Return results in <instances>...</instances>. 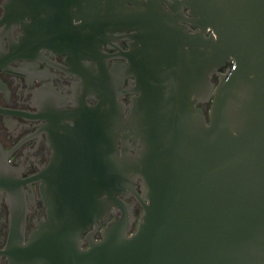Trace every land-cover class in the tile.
<instances>
[{"label": "water", "instance_id": "1", "mask_svg": "<svg viewBox=\"0 0 264 264\" xmlns=\"http://www.w3.org/2000/svg\"><path fill=\"white\" fill-rule=\"evenodd\" d=\"M129 1L139 95L125 115L102 92L118 110L80 122L84 163L45 185L47 218L27 241L13 214L10 264H264V0ZM118 141L135 154L113 158ZM107 213L101 237L82 238Z\"/></svg>", "mask_w": 264, "mask_h": 264}, {"label": "flooded vegetation", "instance_id": "2", "mask_svg": "<svg viewBox=\"0 0 264 264\" xmlns=\"http://www.w3.org/2000/svg\"><path fill=\"white\" fill-rule=\"evenodd\" d=\"M9 1L0 0V264H10L13 214L22 218L27 241L47 218L45 185L76 176L84 163L85 157L72 152L85 142L80 122L118 110L102 92L116 93L125 115L139 95L124 56L140 33L132 25L140 13L131 1L120 8L106 0ZM210 80L217 78L212 74ZM197 105L208 120L210 100ZM126 148L118 141L113 158L124 150L134 155L138 146ZM124 199L137 215L131 232L141 206L131 194ZM114 218L107 213L82 238L90 231L100 238ZM88 245L84 239L82 247Z\"/></svg>", "mask_w": 264, "mask_h": 264}]
</instances>
